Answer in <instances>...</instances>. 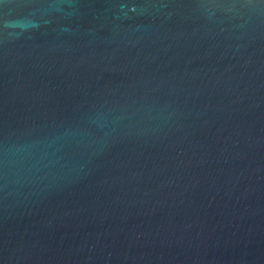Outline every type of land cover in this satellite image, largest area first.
<instances>
[{
	"label": "water",
	"instance_id": "1",
	"mask_svg": "<svg viewBox=\"0 0 264 264\" xmlns=\"http://www.w3.org/2000/svg\"><path fill=\"white\" fill-rule=\"evenodd\" d=\"M0 264H264V0H0Z\"/></svg>",
	"mask_w": 264,
	"mask_h": 264
}]
</instances>
